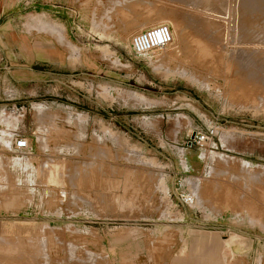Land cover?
Here are the masks:
<instances>
[{
    "label": "rangeland",
    "instance_id": "obj_1",
    "mask_svg": "<svg viewBox=\"0 0 264 264\" xmlns=\"http://www.w3.org/2000/svg\"><path fill=\"white\" fill-rule=\"evenodd\" d=\"M0 15V264H264V0Z\"/></svg>",
    "mask_w": 264,
    "mask_h": 264
},
{
    "label": "built area",
    "instance_id": "obj_2",
    "mask_svg": "<svg viewBox=\"0 0 264 264\" xmlns=\"http://www.w3.org/2000/svg\"><path fill=\"white\" fill-rule=\"evenodd\" d=\"M173 33L169 24L158 22L131 34L130 42L132 50L135 54H143L152 49L163 47L171 43ZM210 133V135H209ZM208 132L194 131L190 135L189 143L195 142L203 145L205 141L212 138L214 129ZM14 147L19 150H25L28 147L27 139L22 135L14 137Z\"/></svg>",
    "mask_w": 264,
    "mask_h": 264
},
{
    "label": "bare ground",
    "instance_id": "obj_3",
    "mask_svg": "<svg viewBox=\"0 0 264 264\" xmlns=\"http://www.w3.org/2000/svg\"><path fill=\"white\" fill-rule=\"evenodd\" d=\"M194 7V6H193ZM196 8V7H195ZM173 33V32H172ZM232 37V36H231ZM236 38V37H235ZM234 39V38H233ZM173 41H174V35H173V40H172V42L171 43H173ZM170 43V44H171ZM240 51V50H239ZM2 136V135H1ZM16 160V159H15ZM22 160V159H21ZM17 161V160H16ZM19 162V161H18Z\"/></svg>",
    "mask_w": 264,
    "mask_h": 264
},
{
    "label": "crops",
    "instance_id": "obj_4",
    "mask_svg": "<svg viewBox=\"0 0 264 264\" xmlns=\"http://www.w3.org/2000/svg\"><path fill=\"white\" fill-rule=\"evenodd\" d=\"M1 12H2V13L4 12L3 9H2ZM2 13H1V14H2ZM0 16H1V15H0ZM4 25H5V24H4ZM1 26H3V25L1 24ZM6 30H7V33H8V28H6Z\"/></svg>",
    "mask_w": 264,
    "mask_h": 264
}]
</instances>
